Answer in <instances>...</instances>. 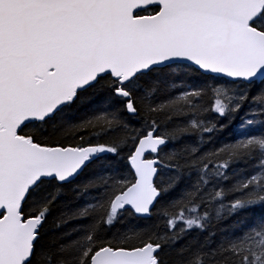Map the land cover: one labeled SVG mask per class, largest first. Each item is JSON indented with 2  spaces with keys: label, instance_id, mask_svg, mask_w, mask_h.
Returning a JSON list of instances; mask_svg holds the SVG:
<instances>
[{
  "label": "snow or ice",
  "instance_id": "snow-or-ice-1",
  "mask_svg": "<svg viewBox=\"0 0 264 264\" xmlns=\"http://www.w3.org/2000/svg\"><path fill=\"white\" fill-rule=\"evenodd\" d=\"M0 264H264V0H0Z\"/></svg>",
  "mask_w": 264,
  "mask_h": 264
}]
</instances>
